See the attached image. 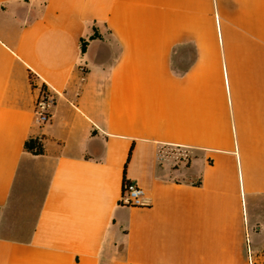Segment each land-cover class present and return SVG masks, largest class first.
I'll list each match as a JSON object with an SVG mask.
<instances>
[{"label": "crops", "instance_id": "obj_1", "mask_svg": "<svg viewBox=\"0 0 264 264\" xmlns=\"http://www.w3.org/2000/svg\"><path fill=\"white\" fill-rule=\"evenodd\" d=\"M124 180L147 207L120 204ZM249 256L264 264V0H0V264Z\"/></svg>", "mask_w": 264, "mask_h": 264}, {"label": "built area", "instance_id": "obj_2", "mask_svg": "<svg viewBox=\"0 0 264 264\" xmlns=\"http://www.w3.org/2000/svg\"><path fill=\"white\" fill-rule=\"evenodd\" d=\"M82 72L85 70L82 69ZM54 105L55 99L52 93L47 88L45 90L40 89L34 105V115L39 124L44 125L50 121ZM179 157L186 162L189 161V156L186 153H181ZM120 204L129 208L147 207L146 193L141 187L125 180ZM249 264H255L251 256H249Z\"/></svg>", "mask_w": 264, "mask_h": 264}, {"label": "trees", "instance_id": "obj_3", "mask_svg": "<svg viewBox=\"0 0 264 264\" xmlns=\"http://www.w3.org/2000/svg\"><path fill=\"white\" fill-rule=\"evenodd\" d=\"M98 38H100V36L97 33V31L94 30V34L92 36H90L88 39H82V41H81V52H82V54L86 53L87 47L89 45V42L93 41V40H96ZM174 52H177V49ZM194 60H195V57H193V61ZM172 68H173L174 72L177 75L182 76L188 71L190 66L184 67L183 64H175V62L173 61ZM30 78L32 80L34 79L33 76H30ZM41 89L45 90L46 87H41ZM24 147H25V150L27 152H30L33 155H43L44 154V147H43V144H42V140L39 139V138H31V139L27 140L25 142V146Z\"/></svg>", "mask_w": 264, "mask_h": 264}, {"label": "rangeland", "instance_id": "obj_4", "mask_svg": "<svg viewBox=\"0 0 264 264\" xmlns=\"http://www.w3.org/2000/svg\"><path fill=\"white\" fill-rule=\"evenodd\" d=\"M179 58H178V57ZM177 58L175 59V64H183L186 67L194 57V51L191 48L180 49L177 53Z\"/></svg>", "mask_w": 264, "mask_h": 264}]
</instances>
